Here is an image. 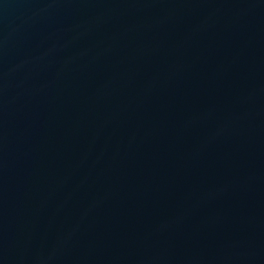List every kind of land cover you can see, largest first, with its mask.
Returning <instances> with one entry per match:
<instances>
[{"label":"water","instance_id":"1","mask_svg":"<svg viewBox=\"0 0 264 264\" xmlns=\"http://www.w3.org/2000/svg\"><path fill=\"white\" fill-rule=\"evenodd\" d=\"M0 264H264V0H0Z\"/></svg>","mask_w":264,"mask_h":264}]
</instances>
